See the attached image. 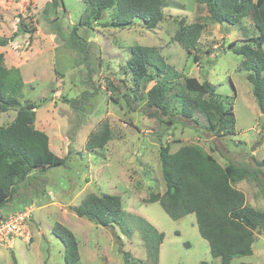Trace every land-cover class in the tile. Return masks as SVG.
<instances>
[{
	"label": "rangeland",
	"instance_id": "1",
	"mask_svg": "<svg viewBox=\"0 0 264 264\" xmlns=\"http://www.w3.org/2000/svg\"><path fill=\"white\" fill-rule=\"evenodd\" d=\"M50 1L0 0L1 37L11 36L18 22L33 29L0 48L4 66L19 69L24 84L21 101L37 106L34 128L48 136L55 155L66 159L61 167L29 171L25 180L16 184L13 198L1 212L29 206L31 238L23 242L15 237L12 248L0 246V264H64L63 243L51 233L56 223L75 235L77 264H123L124 255L129 264H151V251L155 253L156 248L157 264H220L199 235L193 214L173 220L159 201L146 200L165 190L160 145L168 144L170 152L197 145L221 165L232 162L255 167L254 161L264 160V114L241 67L243 56L233 52V48L253 44L249 38L256 37L258 30L245 18L232 26L210 22L208 15L202 17L206 8L194 0H172L176 5L165 7L163 20L152 29L139 20L128 28L109 27L110 12L89 26H78V36L88 47L85 60L67 41L72 27L84 16V4L81 0H58L55 8ZM180 19L186 24L200 19L206 23L194 49L200 63L171 41ZM133 46L157 48L166 65L162 79L169 87V109L168 116L160 120L154 110L144 106L146 91L154 82L145 89L136 88L127 67ZM261 49L264 52V45ZM185 78L207 80L219 102L231 107L233 134L214 136L204 116L195 113L188 119L181 114L175 95L184 91ZM73 99L80 103H68ZM15 111H0L1 127L11 122ZM169 116L172 125L162 122ZM105 122L111 139L102 149L87 150L88 136ZM235 187L248 206L264 211V195L254 180L246 179ZM89 193L119 196L126 216L144 220L154 232L162 233L161 242L146 241L135 221L106 228L77 217L71 207ZM230 264H264V232H254L250 256L234 258Z\"/></svg>",
	"mask_w": 264,
	"mask_h": 264
},
{
	"label": "trees",
	"instance_id": "2",
	"mask_svg": "<svg viewBox=\"0 0 264 264\" xmlns=\"http://www.w3.org/2000/svg\"><path fill=\"white\" fill-rule=\"evenodd\" d=\"M50 5L58 6V0H51ZM85 6L84 16L78 25H74L68 36L72 48H77L83 58L88 59V47L85 40L77 33L78 26H89L99 21L104 12H110L109 27L128 28L134 20H139L146 28H155L163 20L162 10L170 6L169 0H81ZM203 4L210 22L230 26L244 18L253 25L258 34L249 38L253 44H244L233 48V52L243 56L241 67L247 72V79L252 85V95L260 112L264 114V0H195ZM206 23L202 19L186 24L183 19L171 41L179 44L193 60L200 63L194 53ZM33 29H26L18 22L17 29L11 36H0V48L7 46L22 34H31ZM230 43L229 46H233ZM127 67L131 72L136 88L146 91V108L154 110L153 115L161 119L168 116L169 87L163 81L166 65L158 54L157 48L133 46ZM3 54L0 53V111L15 109L14 118L6 127L0 126V217H6L20 207L3 214L1 210L15 193L16 184L25 180L29 171L39 168H55L65 165L66 159L58 157L49 148L48 136L34 128L37 106L29 100L21 101L24 87L18 68L7 69ZM169 68V67H168ZM200 70H202L200 68ZM161 77V78H160ZM172 77H177L173 74ZM156 80L155 79H159ZM183 92L175 95L181 105V114L191 119L195 113L205 117L208 130L212 135L233 134L235 120L231 107L223 106L215 89L207 80L185 78ZM194 94L193 96L189 93ZM67 101V100H66ZM68 102V101H67ZM75 106L80 100H70ZM163 120V119H162ZM163 123L172 125L169 116ZM230 128V129H229ZM230 130V131H229ZM232 132V133H231ZM228 135V134H226ZM111 139V130L107 122L100 129L91 133L85 143L87 150L102 149ZM159 162L165 190L162 194H152L149 202L159 201L163 210L173 220L193 214L199 235L207 243L210 254L220 259V264H230L234 258L250 256L254 243V232H264V211L246 204L244 194L235 185L246 179H252L264 195V160L254 161L255 167L247 164L228 163L221 165L210 153L197 145H184L175 152H170L168 144L159 146ZM71 211L80 218L101 226L113 227L115 224L133 223L134 216H126L121 198L112 194H86L79 205ZM138 223L146 241L153 240L156 245L163 238L144 220ZM143 223L145 224L143 226ZM127 226V225H126ZM51 233L63 243L64 264H77L79 261L78 243L75 235L65 226L56 223ZM157 250L151 251L152 263L157 264ZM123 264H129V257L124 255ZM141 264H144L143 262ZM198 264H208L200 262Z\"/></svg>",
	"mask_w": 264,
	"mask_h": 264
},
{
	"label": "built area",
	"instance_id": "3",
	"mask_svg": "<svg viewBox=\"0 0 264 264\" xmlns=\"http://www.w3.org/2000/svg\"><path fill=\"white\" fill-rule=\"evenodd\" d=\"M30 217L29 206L6 217H0V246L12 248L13 238L19 237L23 242L30 240L27 219Z\"/></svg>",
	"mask_w": 264,
	"mask_h": 264
},
{
	"label": "crops",
	"instance_id": "4",
	"mask_svg": "<svg viewBox=\"0 0 264 264\" xmlns=\"http://www.w3.org/2000/svg\"><path fill=\"white\" fill-rule=\"evenodd\" d=\"M170 1V5H173V4H175L176 5V3H174L172 0H169ZM195 1V0H194ZM196 3V2H195ZM197 5H200V6H204L203 4H198V3H196ZM196 6V5H195ZM205 7V6H204ZM206 8V7H205ZM195 10V9H194ZM208 15V12H207V9H206V15H204V16H202V17H206ZM216 24H218V23H216ZM226 26V25H225ZM228 26V25H227ZM230 27V26H229ZM205 29V28H204ZM201 36H202V34H201ZM201 36H200V38H201ZM199 41H200V39H199Z\"/></svg>",
	"mask_w": 264,
	"mask_h": 264
}]
</instances>
